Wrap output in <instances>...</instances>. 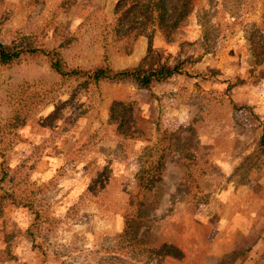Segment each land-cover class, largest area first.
I'll use <instances>...</instances> for the list:
<instances>
[{
    "label": "rangeland",
    "instance_id": "1",
    "mask_svg": "<svg viewBox=\"0 0 264 264\" xmlns=\"http://www.w3.org/2000/svg\"><path fill=\"white\" fill-rule=\"evenodd\" d=\"M0 0V264H264V0ZM140 239V241H137Z\"/></svg>",
    "mask_w": 264,
    "mask_h": 264
},
{
    "label": "trees",
    "instance_id": "2",
    "mask_svg": "<svg viewBox=\"0 0 264 264\" xmlns=\"http://www.w3.org/2000/svg\"><path fill=\"white\" fill-rule=\"evenodd\" d=\"M155 19L162 28L171 27L166 23V3L165 0H156ZM47 56L49 67L52 72L63 80H83L90 84H98L101 81H132L140 88H148L153 83L163 82L170 77L179 74L177 67H158L142 71L136 68H125L113 70L107 66H93L86 70L78 68H68L61 54L57 51L44 52L32 48H21L18 50H8L0 43V65H9L21 56ZM140 241V239H137Z\"/></svg>",
    "mask_w": 264,
    "mask_h": 264
}]
</instances>
